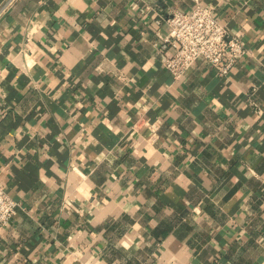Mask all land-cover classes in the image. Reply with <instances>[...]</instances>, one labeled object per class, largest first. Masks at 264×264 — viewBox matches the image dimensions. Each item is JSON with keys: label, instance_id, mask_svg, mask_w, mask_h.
Returning a JSON list of instances; mask_svg holds the SVG:
<instances>
[{"label": "crops", "instance_id": "crops-1", "mask_svg": "<svg viewBox=\"0 0 264 264\" xmlns=\"http://www.w3.org/2000/svg\"><path fill=\"white\" fill-rule=\"evenodd\" d=\"M1 1V0H0ZM246 54L163 65L192 0H19L0 19V264H264V0H203Z\"/></svg>", "mask_w": 264, "mask_h": 264}, {"label": "built area", "instance_id": "built-area-1", "mask_svg": "<svg viewBox=\"0 0 264 264\" xmlns=\"http://www.w3.org/2000/svg\"><path fill=\"white\" fill-rule=\"evenodd\" d=\"M19 0L0 1V19ZM190 11L171 10L165 18L169 32L162 38L163 65L174 79H180L198 58L205 59L218 75L227 76L246 54L243 41L227 28L203 0H192ZM18 203L0 181V231L16 214Z\"/></svg>", "mask_w": 264, "mask_h": 264}]
</instances>
